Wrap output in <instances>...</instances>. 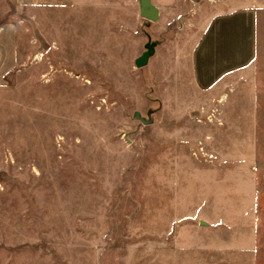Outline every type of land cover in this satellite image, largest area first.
Masks as SVG:
<instances>
[{"label":"rangeland","instance_id":"obj_1","mask_svg":"<svg viewBox=\"0 0 264 264\" xmlns=\"http://www.w3.org/2000/svg\"><path fill=\"white\" fill-rule=\"evenodd\" d=\"M238 1L0 0L20 38L0 85V264H264L251 70L206 90L192 73Z\"/></svg>","mask_w":264,"mask_h":264},{"label":"crops","instance_id":"obj_2","mask_svg":"<svg viewBox=\"0 0 264 264\" xmlns=\"http://www.w3.org/2000/svg\"><path fill=\"white\" fill-rule=\"evenodd\" d=\"M23 8H66L78 0H14ZM0 3V85L20 64L19 25L1 20ZM254 96L264 108V0H239L227 11L213 15L192 51V73L195 84L210 89L227 77L248 76ZM239 85L235 86V91ZM257 128H264V120Z\"/></svg>","mask_w":264,"mask_h":264},{"label":"water","instance_id":"obj_3","mask_svg":"<svg viewBox=\"0 0 264 264\" xmlns=\"http://www.w3.org/2000/svg\"><path fill=\"white\" fill-rule=\"evenodd\" d=\"M151 12H152V11H149V12L147 13V15H148V16H151V18H156V15H153V16H152Z\"/></svg>","mask_w":264,"mask_h":264}]
</instances>
